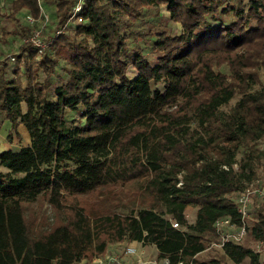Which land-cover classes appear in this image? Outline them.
I'll return each mask as SVG.
<instances>
[{
  "label": "trees",
  "instance_id": "1",
  "mask_svg": "<svg viewBox=\"0 0 264 264\" xmlns=\"http://www.w3.org/2000/svg\"><path fill=\"white\" fill-rule=\"evenodd\" d=\"M75 1L43 0L48 47L23 42L20 65L0 61L6 138L29 135L0 151V264H74L125 239L172 264H221L199 255L218 218L239 221L233 196L264 158V0H84L83 21L54 35ZM8 2L0 16L16 22L40 13L39 0ZM126 198L136 207L118 212ZM38 200L50 222L25 215ZM253 224L263 239V211ZM219 251L258 264L240 243Z\"/></svg>",
  "mask_w": 264,
  "mask_h": 264
},
{
  "label": "rangeland",
  "instance_id": "2",
  "mask_svg": "<svg viewBox=\"0 0 264 264\" xmlns=\"http://www.w3.org/2000/svg\"><path fill=\"white\" fill-rule=\"evenodd\" d=\"M8 1L9 0H0V11L1 12L6 13L9 10L7 9L9 5ZM42 6L44 7L43 8L44 12L48 15V21H46L45 32L47 34H50L51 31L54 30L53 28L54 26L51 23V15H50V13L52 12V7L44 6V5ZM160 12L166 15V9L164 5L160 6ZM26 13L28 12L25 10L15 13L14 16L18 20L17 22L14 21L12 18L0 16V61L6 59V62L8 63V65H12L13 67L16 64H19V65L21 64L20 61H18L15 56L20 52V45L23 43V39L26 37V36H23V37L19 36L17 35V33H13V32L14 31L19 32L21 25L25 24L24 15ZM173 27H174V31L178 33L180 30L179 24H174ZM133 73H135L134 68L132 67V65H130L128 67V74L131 76L133 75ZM260 76H261L262 83H264V67L261 69ZM237 98L238 96H235L231 100L230 105L234 103L235 100H237ZM8 126H9L8 123H4L0 121V151L9 149V148L17 149L18 146L25 145L27 142H29L28 132L26 128L22 125L18 127L20 137L13 136L12 138L8 140V138H6V135L8 132ZM259 145L264 146V138L260 141ZM257 174L264 175V160L258 163ZM128 194L129 192L127 189L124 195H128ZM91 196H94V195H91ZM127 200L128 198H126V200H123V203L126 205L122 204V206H120L117 209L118 212H129L131 208L136 207L135 201L129 202ZM258 211L264 212V200H259V199L254 198L252 207H251V213L248 217L249 224L254 222L255 216ZM25 215L29 217L31 216L35 217L37 221H40L41 219L48 217L49 222L52 220V217H53L50 207L48 206L46 202H42V200H38L32 204L26 205ZM118 242L119 243H109L105 252H109L111 250L112 251L120 250L122 245H134L136 248L137 246H139L138 248L140 249H146V250L148 249L147 246L145 245L142 246L140 244H137L135 241H128L125 239V240L118 241ZM241 244L246 247H250L254 250L259 251L261 260H264V241H261V242L257 241L253 239L251 235L247 234L241 241ZM219 249L220 248L218 247L207 249V252L200 254L199 257L204 258V257H207L206 254H210V255H213L219 258L221 260V264H232L230 261L226 260L225 258L221 256ZM148 253L149 252L141 253L142 259L144 260L143 264H151V262L156 261L155 259L156 256H153V254L149 255ZM92 258L83 259L80 262H76L74 264H92ZM248 263H249L248 259H244L241 263H238V264H248Z\"/></svg>",
  "mask_w": 264,
  "mask_h": 264
},
{
  "label": "built area",
  "instance_id": "3",
  "mask_svg": "<svg viewBox=\"0 0 264 264\" xmlns=\"http://www.w3.org/2000/svg\"><path fill=\"white\" fill-rule=\"evenodd\" d=\"M84 0H76L72 6L71 13L66 21L60 25L53 32L54 35H59L64 33L67 27L81 23L83 17L81 15L82 4ZM26 21L31 25L30 32L28 36L23 39V42L30 45L36 54H42L45 49L50 44L51 40L44 36L46 21H48V15L42 10L40 6V13L37 16L32 14H27L25 16ZM260 148L264 149L263 145H259ZM264 158L261 159L263 161ZM264 200V175L256 174L252 181L245 186L244 189L237 192L233 196V200L237 206V213L239 216V221L237 223L231 220L229 215L222 216L218 218L214 223V233L207 239L206 249L213 247L221 248L226 242L240 243L243 238L248 234L251 235L253 239L254 235L252 233V228L254 226L253 222L248 223V217L251 213V207L253 199ZM173 227H179L178 223L172 221ZM257 241H264L263 239H255ZM119 243V242H114ZM244 246V245H243ZM252 249V248H251ZM254 252L259 254L258 264H264V260H261L260 253L257 250L252 249ZM138 250L134 245H122L120 250H114L105 252L101 255H96L92 258V264H143L144 260L142 256H137L134 260L125 259L131 255H137ZM151 264H172L166 258H160L156 261L151 262ZM174 264H191L183 263L178 261Z\"/></svg>",
  "mask_w": 264,
  "mask_h": 264
},
{
  "label": "crops",
  "instance_id": "4",
  "mask_svg": "<svg viewBox=\"0 0 264 264\" xmlns=\"http://www.w3.org/2000/svg\"><path fill=\"white\" fill-rule=\"evenodd\" d=\"M40 1V6H41V8H42V10H43V0H39ZM44 11V10H43ZM27 14H30V13H26L25 15H24V20L26 21V19H25V16L27 15ZM27 22V21H26ZM28 23V22H27ZM4 123H7L6 121H4ZM8 128H9V126H8ZM29 142H27L25 145H27ZM195 213H196V208L195 207H191V206H188V207H186V209H185V215H186V218L188 219V221L189 222H193L194 221V219H195ZM137 244H140V245H145V246H147L148 247V249L146 250V249H140V248H138L139 246H137V250L139 249V251H138V254L135 256V255H131V256H128V257H126L125 259H127V260H134L137 256L139 257V256H141V253L142 252H149L148 254L149 255H151V254H153V256H157V252H158V249H157V247H156V245L155 244H152V243H141V242H139V241H135ZM148 256V255H147ZM156 260H157V257L155 258Z\"/></svg>",
  "mask_w": 264,
  "mask_h": 264
}]
</instances>
